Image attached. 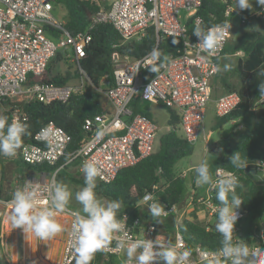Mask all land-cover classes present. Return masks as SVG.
Here are the masks:
<instances>
[{
    "label": "built area",
    "instance_id": "built-area-1",
    "mask_svg": "<svg viewBox=\"0 0 264 264\" xmlns=\"http://www.w3.org/2000/svg\"><path fill=\"white\" fill-rule=\"evenodd\" d=\"M201 5L202 0H113L109 9H101L93 15L86 31L72 34L67 29V19L55 16L54 0H0V99L12 103L33 99L45 103L67 102L73 95L82 94L86 86L92 83L81 66V60L86 56V48L92 39L90 30L95 24H112L123 42L141 41L148 35L150 28L156 36V46L142 57L133 58L117 51L113 53V83L108 86L109 82L103 79L98 88L108 99L109 110L87 119L83 129L88 135L79 148L69 151L71 135L50 122L34 136L33 142L20 148L21 159L30 165L57 166L53 172L56 173V179L58 172L73 161H79L80 168L84 162H93L101 170L98 180L106 183L114 181L120 170L135 165L154 151L159 127L149 116L134 111L132 102L138 96L142 101L161 103L164 107L176 110L180 116L178 127L181 134L194 145L201 137L209 104L213 100V78L218 73V59L224 56L234 19L240 15L235 5L227 6L225 22L222 24L225 27L221 47L215 56H208L198 50L196 45L199 40L192 34L197 24L202 28L213 26H206L198 15ZM254 18L264 19V7L252 11L248 21ZM50 29L58 31V36L50 35ZM171 37L178 38L180 44L163 54V57L168 58L166 66L158 74L152 73L148 68L154 63L159 66L163 58L154 59L151 53L154 49L159 50L161 40ZM60 50L68 51L65 53L66 59L77 65L80 72L78 81L67 85L41 80L29 83V76L41 77ZM237 54L241 55L242 52ZM240 102L238 92L222 94L215 100V113L220 117L228 115ZM11 107L12 120L23 124L25 112L21 107ZM102 128H106L107 132L97 139L96 132ZM65 157L68 159L60 163ZM254 164L252 170L257 174L261 171L262 175L256 176L264 179V161L258 160ZM39 174L45 176L43 172ZM230 174L240 179L238 173L225 168H218L214 176ZM182 176L186 177V173ZM50 179L35 181L27 178L23 185L31 181L38 196L46 200ZM200 188L197 191L192 187L190 195L180 204H163L166 208L164 217H177L176 228L171 236L159 233L151 223L143 225L141 216H133L132 211L128 210L121 215L127 237L136 239L146 236L154 239L161 235L162 240L175 244L178 250H191L188 264H207L216 250L206 249L200 244L190 247L180 228L185 217L193 211L197 212L202 223H208L217 216L219 204L214 201L215 190L206 186L201 192ZM155 189L153 187L146 191L137 206L157 202ZM237 212L239 222L245 212L241 208ZM59 215L66 217L70 230L73 220L71 212ZM236 234L253 247L257 244L264 248V221L254 228L250 240L238 229ZM107 253L118 257L123 254L115 247V243ZM44 259L46 264H72L75 261L68 231L61 257L54 259L48 253Z\"/></svg>",
    "mask_w": 264,
    "mask_h": 264
},
{
    "label": "trees",
    "instance_id": "trees-1",
    "mask_svg": "<svg viewBox=\"0 0 264 264\" xmlns=\"http://www.w3.org/2000/svg\"><path fill=\"white\" fill-rule=\"evenodd\" d=\"M235 3L236 0H202L198 15L202 17L206 26L223 24L225 22L224 12L227 6ZM54 5L55 7L62 6L65 8L67 29L72 34H76L89 28L95 13L101 9H109L110 1L54 0ZM257 7L259 5L254 3L253 8L241 10L240 15L235 17L237 18L236 21L234 19L233 26L235 35L231 37L232 29L224 56L218 59L220 67L225 63L233 65L232 71H218L217 73L221 87L224 89L222 94L238 92L241 96V102L228 115L217 116L218 119L214 124V128H222L227 123L230 126L222 132L221 138L209 147L207 157L213 175H215L218 168H225L240 175V186L236 191L244 201L240 208L245 212V216L237 222L236 229L239 233L245 235L247 240L251 239L254 228L264 221V179L258 178L256 175L259 174L252 170L255 162L258 160L264 161V96H259L258 84L260 81L256 75L258 69L264 66V33L247 27L250 25L248 21L250 14ZM90 33L92 39L86 48V56L81 60V66L92 83L86 86L82 94L73 95L67 102L53 101L51 103L36 99L12 103L0 99V115L6 116L9 123L12 120L11 106L21 107L26 114V120L23 121V124L27 127L28 134L23 138L22 146L33 142L34 136L45 125L53 122L71 135L72 141L69 151L79 148L88 135L83 129L87 119L94 118L109 110V103L104 102L103 97L105 95L98 88L101 87L103 79L109 82L108 86L113 83V53L117 51L122 54H129L133 58H139L156 46V36L152 28L149 29L148 35L141 41L129 42H123L119 32L109 23L95 24ZM49 34L58 36L59 32L50 29ZM179 44V39L175 37L161 40L159 45L161 57L163 58L165 52L172 51ZM240 51L242 55L235 60L234 56H237ZM67 52L65 50L58 51L49 62L44 74L41 77L30 75L28 82L41 80L59 85L76 83L80 76L78 69L75 71L67 69L64 73L54 72L56 64L67 61L65 57ZM231 73L239 77L241 86L230 81L228 75ZM214 88L216 90L215 86ZM145 103L146 101H142L138 96L132 102L133 109L135 112H141L153 119ZM167 110L171 130L158 137L160 145L158 150H154L150 156L135 165L120 170L116 179L110 183L97 179V194L109 200H121L120 217L124 211L130 210L133 216H141L143 225L148 224L151 216L148 206L137 205L146 191L156 187L155 196L158 203L167 206L180 204L189 195L188 183L191 181V183H194L196 178L195 169L192 170V177L188 179L177 171V163L182 158L192 154L194 145L179 133L180 116L177 111L172 108H167ZM240 126H243V128L239 129ZM18 151L20 157V149ZM237 152H240V155L246 161L247 167L245 169L231 167L229 158ZM67 159V157L63 158L60 163ZM17 162L25 168H34L36 171L44 169L53 173L57 169V166L47 164L30 165L25 163L21 157ZM72 166L79 167L80 162L73 161L66 167L71 168ZM0 170L5 172L4 163L1 161ZM59 173L60 171L57 176H62ZM214 201L219 204L215 196ZM216 218L217 216L210 221L211 223H202L196 211L185 217L180 228L190 247L200 244L209 250L219 248L220 237L215 232ZM208 226L210 229H207ZM72 264H75V261ZM92 264H121V260L116 255L99 252Z\"/></svg>",
    "mask_w": 264,
    "mask_h": 264
},
{
    "label": "clouds",
    "instance_id": "clouds-1",
    "mask_svg": "<svg viewBox=\"0 0 264 264\" xmlns=\"http://www.w3.org/2000/svg\"><path fill=\"white\" fill-rule=\"evenodd\" d=\"M254 3L264 7V0H236V7L238 10L251 9ZM224 27L225 25L215 24L202 28L197 24L192 34L199 40L196 45L198 50L208 56H215L224 39ZM151 55L154 59L161 58L158 49H154ZM167 61L168 58L163 57L159 66L154 63L148 70L158 74ZM216 70L229 72L233 70V65L225 63L222 67L217 66ZM256 75L260 81L259 96H264V66L258 69ZM106 132V128L98 129L96 138L101 139ZM27 134L28 129L24 124L16 119L9 123L6 116L0 115V156L15 157ZM229 159L232 168L247 167L240 152ZM81 172L84 186L75 193L56 179V173L50 179L46 200L38 196L31 181L17 188L12 193L8 216L12 228L21 229L26 239L31 236L41 241L68 231L75 264H92L96 254L109 252L113 243L124 254L121 264H188L191 250L180 251L175 244L162 240L161 235L154 239L146 236L128 238L125 223L119 215L122 201L108 200L97 194V179L101 178L100 168L93 162H84ZM195 176L197 185L215 190V198L219 202L215 232L220 237V246L207 264H264V248L257 244L253 247L236 234L239 220L237 209L244 203L236 191L240 186L238 177L234 174L214 176L206 158L196 165ZM73 199L79 206L74 211L70 208ZM147 199L146 196L145 200ZM148 211L155 223H163L161 218L166 215L163 204L152 202L148 205ZM65 212H71L73 216L70 230L57 219L59 214Z\"/></svg>",
    "mask_w": 264,
    "mask_h": 264
},
{
    "label": "rangeland",
    "instance_id": "rangeland-1",
    "mask_svg": "<svg viewBox=\"0 0 264 264\" xmlns=\"http://www.w3.org/2000/svg\"><path fill=\"white\" fill-rule=\"evenodd\" d=\"M109 1H111V0H109ZM234 5L236 7V3ZM259 8H260V5H259V7H257L254 10H257ZM238 11L241 12V10H238ZM54 14L56 17L62 19V18H65V16H66V10L62 6L55 7ZM182 15H185V13H182ZM236 19L237 18H235V21H236ZM237 24H238V21H237ZM247 27H249L250 29L260 30V32L264 33V19L254 18L250 21V25ZM234 31H235V28L233 29L231 37H233L235 35ZM239 56L240 55H238V54H237V56H234L235 60ZM67 69H70L71 71H75L77 69V65L75 63L69 61V60L61 61L60 63L55 65L54 72L64 73ZM228 76H229V79L232 83L241 86L240 79L237 75L231 73ZM213 85L216 87V90H215V88H213V90L215 91L213 93L214 97H213V100L209 104L208 113H207V116H206V119L204 122V127H203V130L201 133V137L194 144L192 154L182 158L176 165L177 171L182 175L186 173L187 179L189 177L190 178L192 177V175H193L192 170L195 169L196 165L200 162V160L205 159V158L207 159L208 154H209V150H208L209 147L214 145L221 138L222 132L225 129L229 128V126H230V124L227 123V124H224V126L222 128H214V124L218 119V117L215 113V109H214L215 108L214 107L215 100L217 99V97L220 94L223 93L224 89H223V87H221V84H220V81H219L217 75L213 78ZM103 99H104V102L109 103L106 96H104ZM145 104H146L147 109L151 112L153 119L155 120V122L158 124V127H159L157 138H156L155 145H154V150H158L159 146H160L159 141H158V137L161 134L166 133L169 130H171V127L169 126V123H168L169 112H168L167 108L164 107L161 103L155 104V103L146 101ZM242 128H243V126L239 127V129H242ZM179 133H182V132L179 130ZM20 165H22V164L20 163ZM4 166H5V172H3L4 175H40L39 172H43V173H45V175H52V172H50L48 170H44V169L39 170L37 172L34 168H25L24 166H22V168L21 167L20 168L22 170L25 169L24 171H20V172L15 171L14 172V167H13L14 164H13V166L12 165L7 166L4 164ZM69 168L68 167L62 168V170H60V173H59V175H62V176H59V177L57 176V180L65 183L69 187V189L73 193H75L77 190H79L81 187L84 186V182H82L84 180V176H83V173L81 172L80 166L79 167L78 166H72L70 169ZM259 174L262 175V172L260 171ZM25 177L26 176H24V178ZM26 179H27V177L24 180H22V182H24ZM32 179L35 181H38V180L44 181L42 179H37L35 177H32ZM191 182L188 183V185H189L188 192L190 191V189L192 190V187H193V190L195 189L198 191L199 185H197L195 182L194 183H191ZM201 188L204 189L205 187H201ZM201 188H200V191H202ZM98 196L103 197L99 194H98ZM103 198H105V197H103ZM105 199H107V198H105ZM70 207L77 209L79 206L76 204V202L73 199ZM212 219L213 218H211L210 221H212Z\"/></svg>",
    "mask_w": 264,
    "mask_h": 264
},
{
    "label": "crops",
    "instance_id": "crops-1",
    "mask_svg": "<svg viewBox=\"0 0 264 264\" xmlns=\"http://www.w3.org/2000/svg\"><path fill=\"white\" fill-rule=\"evenodd\" d=\"M112 1H110V5ZM18 160H20L19 151L15 157L0 156V161L5 165L13 166L14 164V172L23 171L21 169L22 165L16 162ZM24 176L46 180L50 179L52 175H4L0 170V264H46L44 259L46 254L50 253L54 256V259H58L64 249L67 231L51 239L41 241L31 236L26 239L21 229L12 228L8 219L11 211L12 193L23 186L22 180L26 178ZM201 190L203 191L202 188ZM9 202L10 204H7ZM57 219L68 229L66 217L58 215ZM161 219L162 224H155L152 218L149 219L148 223L155 225L159 233L171 236L176 228L177 217L169 215ZM123 258L124 254L119 256L121 262Z\"/></svg>",
    "mask_w": 264,
    "mask_h": 264
}]
</instances>
